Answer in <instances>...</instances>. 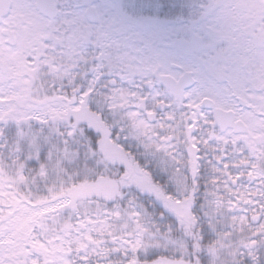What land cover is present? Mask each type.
Wrapping results in <instances>:
<instances>
[{"label": "snow or ice", "instance_id": "1", "mask_svg": "<svg viewBox=\"0 0 264 264\" xmlns=\"http://www.w3.org/2000/svg\"><path fill=\"white\" fill-rule=\"evenodd\" d=\"M0 264H264V0H0Z\"/></svg>", "mask_w": 264, "mask_h": 264}]
</instances>
